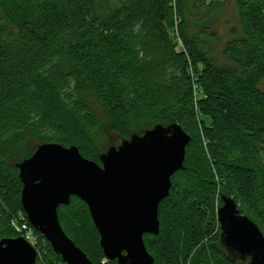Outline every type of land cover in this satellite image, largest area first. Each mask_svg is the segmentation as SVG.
<instances>
[{"label": "trees", "instance_id": "trees-1", "mask_svg": "<svg viewBox=\"0 0 264 264\" xmlns=\"http://www.w3.org/2000/svg\"><path fill=\"white\" fill-rule=\"evenodd\" d=\"M32 1L18 0V9L0 0V241L19 237L12 223L27 215L18 166L41 145L76 146L102 165L109 150L101 152L91 137L100 127L85 101L91 93L121 144L159 125L179 124L191 137L184 168L160 204L159 233L144 237L155 264H249L222 245L218 211L227 188L252 205L264 185V166L252 162L264 151V0H235L242 31H232L225 62L208 46L218 39L209 21L193 30L188 18L225 0H35L28 17L22 11ZM163 30L173 35L165 40V79L154 85L147 77L152 43ZM169 89L164 107L161 95ZM161 107L167 123L130 135L134 115ZM256 213L264 235V211ZM58 215L93 264H119L105 256L81 199L72 197ZM42 238L47 264H65Z\"/></svg>", "mask_w": 264, "mask_h": 264}, {"label": "water", "instance_id": "water-1", "mask_svg": "<svg viewBox=\"0 0 264 264\" xmlns=\"http://www.w3.org/2000/svg\"><path fill=\"white\" fill-rule=\"evenodd\" d=\"M190 142L179 124L159 125L109 149L101 155L102 165L85 158L76 146L41 145L18 166L28 221L65 264H93L59 222L58 208L78 197L89 208L109 261L155 264L144 237L159 233L160 204L170 195L172 177L184 168ZM222 200V245L235 260L264 264L260 228L241 214L232 197ZM37 257V250L21 237L0 241V264H37Z\"/></svg>", "mask_w": 264, "mask_h": 264}, {"label": "rangeland", "instance_id": "rangeland-1", "mask_svg": "<svg viewBox=\"0 0 264 264\" xmlns=\"http://www.w3.org/2000/svg\"><path fill=\"white\" fill-rule=\"evenodd\" d=\"M3 1V0H2ZM5 2L11 4L12 6L18 7V0H4ZM32 1V0H31ZM35 0L32 1V3L29 4L30 9L23 10L22 12L25 13L28 17L34 16V10H35ZM174 4H176L174 2ZM21 12V11H20ZM21 12V15L25 16ZM189 15V14H188ZM191 21V25L193 30L198 27L201 23L205 21H209L210 27L214 30L215 34L217 35V40L212 41L208 44L210 51L212 52V55L214 58L220 62H225V58L223 57V50L225 48L226 43L232 38L231 33L232 31L238 30L242 31V24L240 21V17L237 10V5L235 0H225L221 6H213L211 8H207L205 10V14L202 15V13H194L193 11L190 12V15L188 16ZM173 22L180 21V16L178 13L174 12ZM162 34L164 35L163 39L161 40V35L159 34L152 43V50L154 57L152 59V63H150L148 68V80L154 84L158 85L164 81V75L166 71V58L169 54L168 50L170 49L171 43L166 42L169 38V34L173 35L172 32H165V30L162 31ZM175 51L179 52V47L175 48ZM264 88V84L262 85ZM161 99L163 101V105L165 107L166 102L170 101L172 99V90H165L164 93L161 95ZM85 101L87 102L88 106L92 109V111L98 116L100 120V127L99 129L91 133V137L93 138L95 144L98 146L99 150L101 152H107L109 148L111 147H118L121 144V141L118 139L116 134L113 132L110 120L108 118L107 112L105 111L102 104L99 102V100L96 99V97L88 93L85 96ZM165 102V103H164ZM169 102H167L168 104ZM164 107L160 108L158 111H154L147 115H134L132 117L131 122V129H130V135L133 133L138 134L144 129H147L151 126H154L156 124H165L168 122V118L163 116V109ZM261 147H264V142H261ZM257 159L253 160L252 162L255 163L257 166H264V151H261L260 154H258ZM262 174V171L260 172ZM262 176V175H261ZM263 183L261 182L259 193L260 198L256 201L255 204L248 205L245 203L240 197H236L234 192H232L230 189L227 188V191L225 194L229 197H232L237 205L239 206V209L241 213L245 216H247L249 219H251L255 224L260 227L259 224H262L260 221V218L258 217V214L256 213V208H258L261 211H264V189H263ZM21 216V214H20ZM263 229V228H262ZM264 232V229H263ZM42 235L39 234V248H38V254H40V263L41 264H47L48 261V248L45 244L44 239L41 237ZM204 256L207 255L208 251H204Z\"/></svg>", "mask_w": 264, "mask_h": 264}, {"label": "built area", "instance_id": "built-area-1", "mask_svg": "<svg viewBox=\"0 0 264 264\" xmlns=\"http://www.w3.org/2000/svg\"><path fill=\"white\" fill-rule=\"evenodd\" d=\"M12 226L19 237L30 243L37 250V252L39 251V235L31 226L27 217L22 215L20 221H13Z\"/></svg>", "mask_w": 264, "mask_h": 264}]
</instances>
